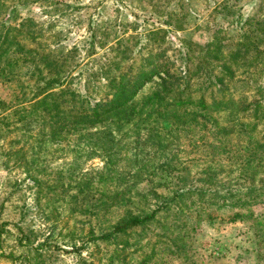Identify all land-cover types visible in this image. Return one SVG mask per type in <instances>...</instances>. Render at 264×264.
<instances>
[{
	"label": "rangeland",
	"instance_id": "obj_1",
	"mask_svg": "<svg viewBox=\"0 0 264 264\" xmlns=\"http://www.w3.org/2000/svg\"><path fill=\"white\" fill-rule=\"evenodd\" d=\"M2 1L0 264H264V161L251 160L261 124L176 103L157 74L96 122L62 120L66 102L47 96L73 90L94 106L101 67L140 65L164 43L170 55L247 41V59L264 63V0ZM255 74L234 96H264Z\"/></svg>",
	"mask_w": 264,
	"mask_h": 264
},
{
	"label": "trees",
	"instance_id": "obj_2",
	"mask_svg": "<svg viewBox=\"0 0 264 264\" xmlns=\"http://www.w3.org/2000/svg\"><path fill=\"white\" fill-rule=\"evenodd\" d=\"M4 4L0 0V14L4 12ZM3 27L4 23L1 18L0 56L4 52L2 47L7 38L5 29H2ZM13 29L16 32L19 31V28L13 27ZM162 32L165 34L164 31ZM130 38H127V40ZM214 39L219 40L220 44L224 43L221 41L222 38L218 36H215ZM220 44L214 41L207 43L205 46L198 45L196 49L187 42L185 45L189 48L183 54L179 53L180 51L170 50L173 59L169 58L168 49L170 48L168 43H164L165 46L158 44V46L148 48V52L144 54L145 56L141 55L146 59L140 65L135 66L131 63L114 65L117 63H112L109 67H101L104 69L101 70V74L106 80L107 94L105 93L100 103H96L94 106H90L88 102L86 103L81 94L73 90L62 88L58 91H50L47 96L52 101L62 97V101L66 102V106L60 108L58 107L61 104L56 102V106L54 103L52 106L53 109L58 108L56 111L57 114L60 112L62 120L72 119L84 123L96 122L103 112L110 111L109 114L114 113L113 110L118 112L120 108H123L122 106L133 99L147 80L157 74L161 80L160 93L168 95L176 103L189 104L198 110L210 108L230 109L231 112L236 113L239 119L241 113L242 117L251 118L249 123L240 120L241 124L250 131L258 129L257 126L261 124L258 131L260 134L257 135L255 147L251 152V156H254L251 160H256V163L260 165L264 161V102L262 103L264 96L248 103L246 94L240 93L238 96L236 94L234 96V93L241 85L250 87V78L256 75L255 73L260 74L264 70V63L252 64L247 59L249 56L247 41L242 42L240 48L228 50L223 49L225 44ZM127 57L122 56V58ZM236 58H238L237 61ZM52 66L55 67L56 72H60L66 69L68 64L64 67L53 63ZM242 67H244V70L241 73L245 75L239 78L236 76L237 70ZM205 69L208 70V75L204 73ZM111 70L115 72L112 76L108 74ZM235 84L237 85L235 86ZM53 87L55 86H51L50 89ZM257 91L263 93L264 88L257 85ZM41 93H44V91ZM75 102H77L76 105ZM198 115L203 114L198 113ZM256 157L260 160V163ZM153 212L144 217L132 215L116 225L112 232L92 236V239L109 238L114 231H121L130 226L143 224L153 218Z\"/></svg>",
	"mask_w": 264,
	"mask_h": 264
}]
</instances>
